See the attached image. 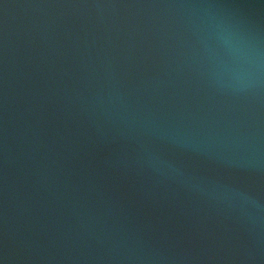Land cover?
Listing matches in <instances>:
<instances>
[{"label": "water", "instance_id": "water-1", "mask_svg": "<svg viewBox=\"0 0 264 264\" xmlns=\"http://www.w3.org/2000/svg\"><path fill=\"white\" fill-rule=\"evenodd\" d=\"M0 264H264V0H0Z\"/></svg>", "mask_w": 264, "mask_h": 264}]
</instances>
